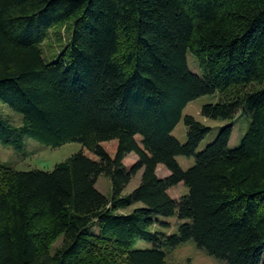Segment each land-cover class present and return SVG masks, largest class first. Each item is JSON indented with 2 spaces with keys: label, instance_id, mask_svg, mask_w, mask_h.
Segmentation results:
<instances>
[{
  "label": "trees",
  "instance_id": "trees-1",
  "mask_svg": "<svg viewBox=\"0 0 264 264\" xmlns=\"http://www.w3.org/2000/svg\"><path fill=\"white\" fill-rule=\"evenodd\" d=\"M59 26L67 38L47 61L41 45ZM215 93L201 114L248 116L241 144L228 146L229 123L198 151L211 129L191 115L179 142L183 109ZM0 101L21 119L0 114L2 144L88 151L48 171L0 162V264H167L188 241L226 264H264V0H0ZM179 183L189 192L172 198ZM156 216L177 217V232L153 230Z\"/></svg>",
  "mask_w": 264,
  "mask_h": 264
},
{
  "label": "rangeland",
  "instance_id": "rangeland-1",
  "mask_svg": "<svg viewBox=\"0 0 264 264\" xmlns=\"http://www.w3.org/2000/svg\"><path fill=\"white\" fill-rule=\"evenodd\" d=\"M60 33L58 36L57 33ZM67 38L66 26H59L50 33L49 38L41 45L43 50V57L47 61H52L56 58L58 49L60 48L59 37ZM65 41V40H64ZM63 41V42H64ZM188 65L190 69L198 74H201V69L198 65L196 58L190 53L187 55ZM219 99L217 93L211 95L201 96L186 105L182 112V118L172 131V135L181 143H185L187 139V128L184 124V116L191 115L203 125L209 127L211 131L200 142L198 151L203 150L208 144L212 143L216 138L219 130L231 123L232 133L229 139L228 146L236 148L241 144L244 134L248 131L250 119L246 115L239 114L233 121L230 120H213L204 117L201 114V109L204 104L215 103ZM0 114L7 117L14 125H19L21 122L20 115L12 111L6 104L0 101ZM136 140L140 143V137L137 136ZM113 143L107 146L108 150L113 149ZM80 151L88 152L83 148L82 144L77 142L66 143L61 147L52 148L31 137H25V146L22 151H16L12 146L4 145L0 142V162L8 163L15 170H52L57 163L65 161L73 154ZM176 160L182 169L186 170L192 167L195 163L194 157L177 156ZM137 161L135 153H129L123 160L127 168H131ZM158 177H165L169 175V171L163 166L159 165L156 169ZM141 171L137 172L130 183L125 188L123 194H130L138 185L140 181ZM95 187L104 195L110 196L111 184L108 177L101 175L96 181ZM189 192L188 188L183 183H179L169 188L168 193L172 198L179 199L181 196ZM138 205V204H137ZM135 205V206H137ZM133 207L124 210L129 212ZM156 223L153 230L172 234L177 232V226L181 223L175 216L163 217L156 216ZM62 243V238H58L53 243L51 252L56 251ZM135 247L146 248L145 243H138ZM167 264H226V262L219 260L213 256L206 254L203 250L199 249L193 241L185 242L177 248L167 252Z\"/></svg>",
  "mask_w": 264,
  "mask_h": 264
}]
</instances>
